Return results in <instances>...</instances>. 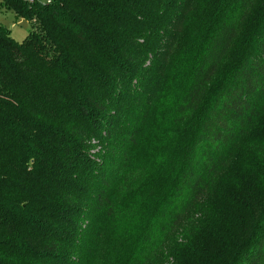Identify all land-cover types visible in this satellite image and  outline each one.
<instances>
[{
  "label": "trees",
  "instance_id": "trees-1",
  "mask_svg": "<svg viewBox=\"0 0 264 264\" xmlns=\"http://www.w3.org/2000/svg\"><path fill=\"white\" fill-rule=\"evenodd\" d=\"M0 8V264H264V0Z\"/></svg>",
  "mask_w": 264,
  "mask_h": 264
},
{
  "label": "rangeland",
  "instance_id": "rangeland-1",
  "mask_svg": "<svg viewBox=\"0 0 264 264\" xmlns=\"http://www.w3.org/2000/svg\"><path fill=\"white\" fill-rule=\"evenodd\" d=\"M0 25L8 29L9 34L17 41H22L30 31V25L10 10L0 8Z\"/></svg>",
  "mask_w": 264,
  "mask_h": 264
}]
</instances>
